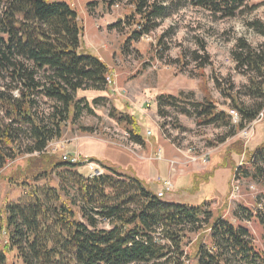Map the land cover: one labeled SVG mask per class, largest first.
Masks as SVG:
<instances>
[{
	"label": "trees",
	"instance_id": "16d2710c",
	"mask_svg": "<svg viewBox=\"0 0 264 264\" xmlns=\"http://www.w3.org/2000/svg\"><path fill=\"white\" fill-rule=\"evenodd\" d=\"M186 1L222 17L235 16L247 2ZM100 2L107 9L131 6L109 28L137 25L130 36L136 40L151 34L172 8L158 0H97L91 9ZM251 26L264 37V21ZM84 35L83 19L68 0H0V179L22 191L0 207V264H264V249L250 229L209 203L166 202L147 180L94 158L89 161L105 172L86 175L79 171L84 159L75 163L48 151L64 126L81 116L78 92L105 91L111 83L108 64L84 46ZM234 56L250 76L251 94L264 97V43L255 48L240 40ZM177 100L160 96L159 113L165 116ZM235 108L238 125L211 97L194 105L201 124L238 129L255 120L264 103L255 111ZM113 117L132 141L145 143L135 116ZM226 154L246 155L235 177L264 182V142L252 150L236 142ZM247 211L263 227L264 240V210Z\"/></svg>",
	"mask_w": 264,
	"mask_h": 264
},
{
	"label": "rangeland",
	"instance_id": "374dc122",
	"mask_svg": "<svg viewBox=\"0 0 264 264\" xmlns=\"http://www.w3.org/2000/svg\"><path fill=\"white\" fill-rule=\"evenodd\" d=\"M68 1L83 19L84 46L108 64L111 83L105 91L78 92L77 98H83L81 116L64 126L63 136L53 140L48 151L84 159L79 171L86 175L105 172L97 161H89L94 158L147 180L157 194L165 193L166 202L209 203L215 213L246 225L264 249L263 227L256 217L247 216V208L264 210V182L235 177L246 155L227 158L226 154L236 142L244 150L264 142V109L262 116L238 129L201 124L194 111L195 103L206 96L218 111L229 115L236 104L255 111L264 103V97L251 94L250 76L239 70L246 68L239 67L234 56L240 40L255 48L264 43L251 26L253 21H264V0H247L233 17L213 14L186 0H158L172 8L151 34L137 40L130 38L137 25L124 22L123 31L109 28L125 19L131 6L107 9L100 2L91 9L97 0ZM259 81L264 82V77ZM162 95L178 98L177 106L165 108V116L158 111ZM114 114L135 116L145 143L132 141ZM26 157L14 162L22 163ZM21 194L19 187L0 179V207ZM186 264L195 263L187 260Z\"/></svg>",
	"mask_w": 264,
	"mask_h": 264
},
{
	"label": "built area",
	"instance_id": "2783aa9c",
	"mask_svg": "<svg viewBox=\"0 0 264 264\" xmlns=\"http://www.w3.org/2000/svg\"><path fill=\"white\" fill-rule=\"evenodd\" d=\"M112 83H113V80H112ZM231 110H233V121L234 122H236V124L240 121V115H239V113L237 112V110H235V109H231ZM261 114V113H260ZM259 114V115H260ZM260 116H262V115H260ZM239 119V121H237ZM65 158L66 159H68V160H70L71 162H79L80 160L79 159H76L75 157L74 158H72V156H68V155H66L65 156ZM205 160L206 161H209V158L206 156V158H205ZM99 174H101L99 171H96V172H94L91 176H94V175H99ZM168 189V188H167ZM158 194H161V195H163L164 196V192H160V193H158Z\"/></svg>",
	"mask_w": 264,
	"mask_h": 264
},
{
	"label": "bare ground",
	"instance_id": "6f19581e",
	"mask_svg": "<svg viewBox=\"0 0 264 264\" xmlns=\"http://www.w3.org/2000/svg\"><path fill=\"white\" fill-rule=\"evenodd\" d=\"M160 197H163V195L159 194Z\"/></svg>",
	"mask_w": 264,
	"mask_h": 264
}]
</instances>
